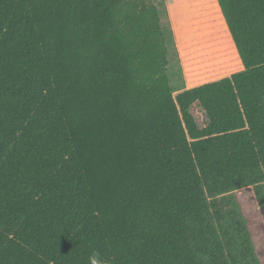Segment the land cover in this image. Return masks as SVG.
<instances>
[{
  "label": "trees",
  "instance_id": "16d2710c",
  "mask_svg": "<svg viewBox=\"0 0 264 264\" xmlns=\"http://www.w3.org/2000/svg\"><path fill=\"white\" fill-rule=\"evenodd\" d=\"M216 3L242 71L173 95L151 0H0V264H260L264 0Z\"/></svg>",
  "mask_w": 264,
  "mask_h": 264
},
{
  "label": "rangeland",
  "instance_id": "374dc122",
  "mask_svg": "<svg viewBox=\"0 0 264 264\" xmlns=\"http://www.w3.org/2000/svg\"><path fill=\"white\" fill-rule=\"evenodd\" d=\"M166 31L167 75L176 95L242 71L216 0H151ZM192 113L200 127L206 119L195 106ZM247 221L260 264H264V223L253 188L234 192Z\"/></svg>",
  "mask_w": 264,
  "mask_h": 264
},
{
  "label": "clouds",
  "instance_id": "9594fccd",
  "mask_svg": "<svg viewBox=\"0 0 264 264\" xmlns=\"http://www.w3.org/2000/svg\"><path fill=\"white\" fill-rule=\"evenodd\" d=\"M88 264H106V261L101 257L100 253L93 252L88 258Z\"/></svg>",
  "mask_w": 264,
  "mask_h": 264
}]
</instances>
